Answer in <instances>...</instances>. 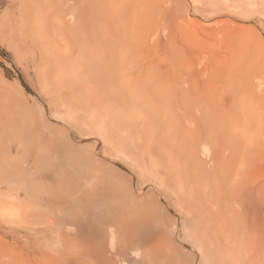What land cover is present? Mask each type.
Returning a JSON list of instances; mask_svg holds the SVG:
<instances>
[{
    "label": "rangeland",
    "instance_id": "1",
    "mask_svg": "<svg viewBox=\"0 0 264 264\" xmlns=\"http://www.w3.org/2000/svg\"><path fill=\"white\" fill-rule=\"evenodd\" d=\"M117 1L143 10L131 30ZM202 1L0 0V264H264L245 213L264 203V0ZM25 25L71 42L80 121L13 42ZM126 36L142 64L82 60Z\"/></svg>",
    "mask_w": 264,
    "mask_h": 264
},
{
    "label": "bare ground",
    "instance_id": "2",
    "mask_svg": "<svg viewBox=\"0 0 264 264\" xmlns=\"http://www.w3.org/2000/svg\"><path fill=\"white\" fill-rule=\"evenodd\" d=\"M199 3H201V1H199ZM204 5L205 4H203V6ZM213 6H215V5H213ZM210 7H212V6H210ZM124 8L125 7H123V5L120 4V1H117V12L122 14V18L118 19V21L122 22V24H124V26H122L124 28V30H128V29L131 30L132 23L133 24L139 23L138 21H136L137 18L134 19V15L136 13H139V14L142 13L143 10L141 7L135 6V5H131L130 7H127L125 9ZM138 9L140 11H138ZM222 12H224V11H222ZM76 15H75V18H76L75 21H78V18H77L78 16H76ZM81 16H82V18H85V14H83V12H82ZM140 16H141V14H140ZM206 17H208V16H206ZM136 26H138V25H136ZM134 28H135V26L133 25V29ZM207 29H208V27H207ZM16 30H17V28H16ZM66 33L68 34V31ZM56 34H54L52 36V38L49 40H45V39L43 40L39 35L37 36V34L35 32H33L30 29V27L28 28L25 25L22 27V29H19V32L18 31L15 32V30H14L12 32V37H13V42L15 40H17L20 43H22L21 45L28 44L27 39H29L31 41V43H32L31 45H33L32 56L34 58L38 57V59L40 61V65L42 66L41 68H38V69H40V71H39L40 74L39 73L38 74L40 75L39 78H40V83L42 85V90L44 92L46 91L49 95H52V96H50V97H52V100H50V101H53V104L56 106V108L59 109L58 111L63 110V114L66 113L67 115L72 116L70 118H73L76 121H80V98L76 97V95L71 93V90H73V89H71V86L69 85V83L67 81H65V76H67L70 73V68H69L70 65L68 66L66 64L65 65L63 64L65 56H62V53H61L64 50L66 52H69L71 50V46H70L71 42L70 41L67 42L66 43L67 45H64V46L59 44L60 39H58V37H57L58 35L55 36ZM70 34H68V35H70ZM127 34H129V33L127 32ZM77 36H75V37L79 39V36L78 37ZM128 36H126V38L123 39V41L122 40H119V42L117 41V43L115 45L114 44L112 45L113 41L109 42V43H111V45L110 44L108 45L106 43L108 45L107 47H106V45L105 46L99 45V43L103 40L100 41L98 37L89 38L86 43L81 42V44H82L81 49L87 50V52L84 53L85 57L82 56L81 58H83L82 60H86L87 63L91 62L90 63L91 67L92 66L95 67L97 69V71H98V69H99V71H100V69H103L105 67L104 65H112V68H113V65H115L116 67H119V68H121V67L127 68L130 65H137L140 63L142 64V60H141V59H143L142 55L138 54L139 53V48H138L139 41H137L136 38L135 39L133 38V43L130 45L128 43V41H131V38H129V40H128V38H127ZM72 38H73V36H72ZM23 39H26L25 42L22 41ZM62 41H64V40H62ZM102 43L105 44V42H102ZM63 44H64V42H63ZM104 44H102V45H104ZM92 45H94V48L92 47ZM18 46H19V44H18ZM13 47H14V45H13ZM73 53H75V51ZM75 55L74 54H71V55L67 54V57L73 58V56H75ZM80 56H81V54H80ZM65 61H66V59H65ZM97 65H99V67ZM109 67L111 68V66H109ZM105 68H107V67H105ZM105 68L103 70H105ZM56 108H54V109H56ZM252 195H254V194L252 192H250L251 197H252ZM251 199H253L252 202H254L253 204L257 205V207L251 205L250 208H248V209L244 208L246 211L245 213L248 215V217H250L251 220L253 219L254 222H256L255 225L259 224L260 226H262V224H264V208H263L264 203H262L263 201L259 202L260 200L258 201V199H256L255 196H253ZM242 210H243V208H242ZM247 215H246V217H247ZM111 235L113 238V236H114L113 231H111ZM41 246L43 247L42 244H41ZM61 247H62V245H61ZM47 251H48L47 248H45L44 252H47ZM42 252H43V250H42ZM58 255H61V254H58ZM33 262H35V261H33Z\"/></svg>",
    "mask_w": 264,
    "mask_h": 264
}]
</instances>
